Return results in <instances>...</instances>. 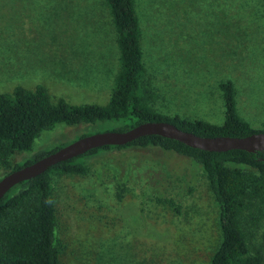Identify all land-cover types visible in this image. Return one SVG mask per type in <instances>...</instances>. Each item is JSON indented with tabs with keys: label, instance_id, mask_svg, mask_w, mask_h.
<instances>
[{
	"label": "rangeland",
	"instance_id": "obj_1",
	"mask_svg": "<svg viewBox=\"0 0 264 264\" xmlns=\"http://www.w3.org/2000/svg\"><path fill=\"white\" fill-rule=\"evenodd\" d=\"M136 2L157 111L222 124L220 84L230 80L238 114L263 128L264 0ZM119 69L105 0H0V93L41 84L53 100L105 105ZM120 125L58 123L11 161ZM89 163L87 174L54 180L61 264H211L222 240L220 208L197 162L158 147H132ZM5 172L0 166V179ZM117 176L127 178L121 202ZM263 229L250 222L245 230L257 243Z\"/></svg>",
	"mask_w": 264,
	"mask_h": 264
},
{
	"label": "trees",
	"instance_id": "obj_2",
	"mask_svg": "<svg viewBox=\"0 0 264 264\" xmlns=\"http://www.w3.org/2000/svg\"><path fill=\"white\" fill-rule=\"evenodd\" d=\"M105 1L117 32L120 60L109 102L71 104L63 97L53 100L48 88L41 84L32 89L17 85L12 93H0V166L6 168L5 175L66 145H55L16 163L11 161L16 153L32 151L36 138L58 123L72 126L117 120L121 125L115 130L125 131L147 121H168L182 130L210 137H243L264 132V126L256 129L238 114L230 80L220 84L226 108L222 124L157 111L152 105L157 91L147 75L143 57L137 2ZM91 133L84 132L81 137ZM132 147L174 151L202 167L220 208L222 240L211 264H264V229L257 243L251 241L245 230L250 222L264 227V150L207 151L161 135H146L124 145L91 149L15 185L0 200V264H61L64 247L59 236L55 177L87 174L89 161L94 157ZM116 180V196L121 202L127 178L117 176ZM175 206L180 212V205Z\"/></svg>",
	"mask_w": 264,
	"mask_h": 264
},
{
	"label": "water",
	"instance_id": "obj_3",
	"mask_svg": "<svg viewBox=\"0 0 264 264\" xmlns=\"http://www.w3.org/2000/svg\"><path fill=\"white\" fill-rule=\"evenodd\" d=\"M146 135H161L179 140L189 146L207 151L243 149L250 152L264 150V132L247 136H201L180 129L168 121H147L125 131L95 132L62 146L39 160L13 170L0 179V200L18 183L36 177L53 165L105 145H124Z\"/></svg>",
	"mask_w": 264,
	"mask_h": 264
}]
</instances>
